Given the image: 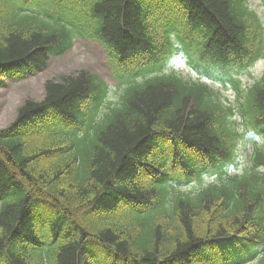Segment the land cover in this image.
I'll return each mask as SVG.
<instances>
[{"label":"trees","instance_id":"1","mask_svg":"<svg viewBox=\"0 0 264 264\" xmlns=\"http://www.w3.org/2000/svg\"><path fill=\"white\" fill-rule=\"evenodd\" d=\"M77 38L105 49L118 98L81 71L0 129V264H264V71L250 73L262 13L250 0H0V80ZM174 57L199 79L167 69ZM240 142L251 164L233 174Z\"/></svg>","mask_w":264,"mask_h":264},{"label":"rangeland","instance_id":"2","mask_svg":"<svg viewBox=\"0 0 264 264\" xmlns=\"http://www.w3.org/2000/svg\"><path fill=\"white\" fill-rule=\"evenodd\" d=\"M251 5L263 15L262 5L258 0H250ZM112 65L109 62L105 49L98 43L89 39H77L71 50L60 57L50 56L46 65L40 72L27 75L22 79H4L0 83V129L8 127L16 118L19 107L28 98L41 101L45 93L47 81H59L62 77L77 74L80 71H88L99 77L111 89L107 100L115 101L118 98V81L114 79ZM169 70L177 72L185 78L197 79L191 69L180 58H173L169 64ZM264 70V60L257 63L252 69L254 76H258ZM244 83H247V79ZM229 96V93H225ZM232 100V97L229 96ZM246 164L245 157L241 160ZM239 169V168H238ZM232 168L230 171H238ZM205 178L204 182H210ZM193 187V186H189Z\"/></svg>","mask_w":264,"mask_h":264}]
</instances>
